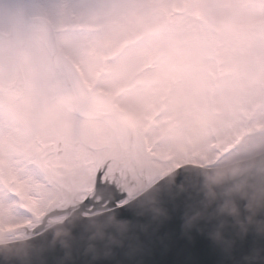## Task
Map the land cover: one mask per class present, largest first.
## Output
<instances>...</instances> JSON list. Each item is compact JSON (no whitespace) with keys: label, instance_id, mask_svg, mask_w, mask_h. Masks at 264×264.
Listing matches in <instances>:
<instances>
[{"label":"snow or ice","instance_id":"obj_1","mask_svg":"<svg viewBox=\"0 0 264 264\" xmlns=\"http://www.w3.org/2000/svg\"><path fill=\"white\" fill-rule=\"evenodd\" d=\"M31 10L46 16L49 26L37 30L25 51L11 33L0 38V101L20 117L33 115L30 104L39 105L47 126L35 132V154L22 148L15 162L0 169L6 185L0 224L15 227L9 221L19 209L37 229L51 207L75 202L68 193L90 196L93 185L67 171L75 165L95 177V187L122 214L172 217L164 235L151 232L143 244L115 257L81 256L75 264H235L231 228L194 197L198 174L176 157L168 135L220 105L228 116L211 145L218 152L264 130V0H31ZM61 31L75 33V40L60 44ZM58 74L86 93L76 118L59 113L63 89L51 86ZM250 78L255 87H249ZM61 118L71 127H61ZM6 145L19 147L16 125L0 116V148ZM144 154L170 163L138 171ZM200 160L191 154L186 163ZM173 170L174 180L168 175ZM130 175L135 186L127 183ZM137 195L130 211L125 197ZM177 233L202 243L195 250L164 243ZM35 235L49 249L45 264H73L38 229ZM73 247L83 251L76 241Z\"/></svg>","mask_w":264,"mask_h":264},{"label":"clouds","instance_id":"obj_2","mask_svg":"<svg viewBox=\"0 0 264 264\" xmlns=\"http://www.w3.org/2000/svg\"><path fill=\"white\" fill-rule=\"evenodd\" d=\"M46 16H37L31 10V0H0V38L7 40L11 33L20 51L32 46L37 30L48 27ZM75 33L61 31L56 34L60 44L66 45L75 40ZM257 81L249 79V87H255ZM52 87H61L57 105L61 117L66 114L76 118L86 104V93L71 80L58 74L52 81ZM33 112L30 117H20L6 102L0 101V116L12 119L16 125L19 147L0 148V169H6L19 158L21 149L35 154L38 149L34 140L38 128L46 127L41 119V108L30 104ZM228 116L226 105L209 108L194 117L191 123H181L168 135V144L176 157L185 166L193 168L198 178L194 197L204 208L211 209L225 217L221 221L231 228L235 264H264V130H254L245 135L241 142L225 152H218L211 145L216 141L217 127ZM83 123H87L85 118ZM61 127H71V120L60 119ZM191 154H200L198 164L188 165ZM169 160L161 156L144 154L137 163L138 171H148L156 166L165 167ZM93 185L90 196L68 193L69 200L75 199L66 207H51L45 212L40 225L39 235L52 244L53 249L60 248L75 264L81 256L100 259L106 252L115 257L120 250L143 244V237L160 229L171 220L150 218L146 213L134 212L124 215L112 204L111 198L103 189L95 187V177L87 175L75 165L67 168ZM175 179L176 170L168 174ZM129 186H135L138 180L134 176L127 178ZM6 185L0 183V191ZM142 195V194H141ZM91 199L92 204L87 200ZM140 195L128 199L127 205L135 206ZM162 206V205H161ZM62 217L63 219H57ZM28 217L19 209H14L10 223L0 224V264H45V253L49 249L37 243V229L31 228ZM183 229L184 225H180ZM82 247H73V242ZM107 258V257H106Z\"/></svg>","mask_w":264,"mask_h":264},{"label":"water","instance_id":"obj_3","mask_svg":"<svg viewBox=\"0 0 264 264\" xmlns=\"http://www.w3.org/2000/svg\"><path fill=\"white\" fill-rule=\"evenodd\" d=\"M169 230L168 225H164L161 229H160V234L164 235L165 233H167ZM159 243V241H157ZM164 243L170 244L172 245L173 248H178V247H183L185 245H191L193 247V250H195V248H197L202 241L198 238V237H194V239L192 241H188L186 238L182 237L179 235V233L167 238Z\"/></svg>","mask_w":264,"mask_h":264}]
</instances>
